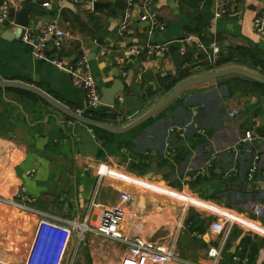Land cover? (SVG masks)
I'll use <instances>...</instances> for the list:
<instances>
[{
    "label": "crops",
    "instance_id": "0c3cea01",
    "mask_svg": "<svg viewBox=\"0 0 264 264\" xmlns=\"http://www.w3.org/2000/svg\"><path fill=\"white\" fill-rule=\"evenodd\" d=\"M9 1L10 23L0 26V73L39 88L72 111L83 109L85 97L71 75L51 61L34 60L14 39V14L21 4ZM146 1L133 0L129 27L122 34L128 0H99L106 7L97 10L89 2L57 1L42 12L31 11L23 30L40 36L54 23L68 33L59 51L50 50V60L66 65L88 59L95 49L90 67L98 88L116 82L122 89L114 107L98 114L118 129L190 80L229 68L264 78V33L253 29L255 18L264 13V0H239L220 19L214 16L216 0H149V9L165 25L164 32L153 35L149 24L140 21ZM186 36L196 39L186 43ZM147 42L168 44L169 53L146 59L130 52ZM176 52L180 60L190 54L178 70ZM260 85L240 75L193 85L119 135L96 133L32 92L0 89V264H24L44 216L96 228L103 212L111 210L119 213L116 229L123 238H139L170 252L174 259L168 264H212L208 252L213 248L221 251L216 264H264ZM233 111L238 115L231 118ZM246 132L254 138L250 144L241 143ZM122 194L130 201H122ZM258 207L263 209L259 216L254 213ZM73 242L66 255L74 253L72 264H122L128 256L126 246L105 235L87 232L78 247ZM99 242L109 245L89 247Z\"/></svg>",
    "mask_w": 264,
    "mask_h": 264
},
{
    "label": "built area",
    "instance_id": "2783aa9c",
    "mask_svg": "<svg viewBox=\"0 0 264 264\" xmlns=\"http://www.w3.org/2000/svg\"><path fill=\"white\" fill-rule=\"evenodd\" d=\"M68 5H80L85 2L95 4L99 0H43L42 6L49 7L55 2ZM239 0H216L214 6V16L220 19L231 8L238 5ZM133 0H128V13L121 24L119 33L122 34L129 27V9L132 7ZM149 0L143 6V14L140 21L149 24V35L156 32L162 33L165 30V25L159 20L157 13L149 9ZM12 5L9 0H0V26L10 23ZM253 29L257 34L264 33V13L258 15L253 23ZM54 40L52 41V38ZM70 38V35L60 29L56 24L50 23L42 30L40 36L32 31L23 30L20 35V43L26 46L31 52V56L35 59L43 61H51L55 67L65 70L71 75L73 86L82 92L85 97V106L76 113L91 117L93 112L100 110L102 107L100 99L101 94L96 83L94 74L92 73L90 62L86 57L78 60L74 65H66L61 61L50 60V50L59 51L64 42ZM196 39L193 36H186L184 42L190 43ZM52 42V48L49 47ZM199 43V42H198ZM199 47L202 45L198 44ZM212 52L218 54V48L214 45L210 46ZM170 47L164 43L147 42L142 45L134 46L130 52L135 56H144L146 59H151L159 54H168ZM181 54H184L182 51ZM210 60V64L214 66V61ZM238 115V111L230 113L233 118ZM254 140L250 132H246L241 139L242 144H250ZM256 172V167L251 170L248 179L251 180ZM121 199L124 202L130 201V196L122 194ZM94 207L96 205H93ZM263 212L261 207L254 210L255 215L259 216ZM120 220L119 213L111 210L105 211L102 214L101 222L98 227L91 228L86 222H69L53 220L44 216L37 224L32 243L24 264H72L74 253L71 257L66 258L67 252L74 239L77 240L76 247L83 241L84 235L87 232L94 234L105 235L112 239L120 241L128 249V256L122 264H168L173 261V256L170 252H162L158 248L152 247L148 243L139 238L125 239L117 232L116 225ZM221 256V251L211 249L208 252V257L212 259V264H216ZM239 261V260H238ZM237 261V262H238ZM241 264H245L242 262Z\"/></svg>",
    "mask_w": 264,
    "mask_h": 264
},
{
    "label": "water",
    "instance_id": "95a60500",
    "mask_svg": "<svg viewBox=\"0 0 264 264\" xmlns=\"http://www.w3.org/2000/svg\"><path fill=\"white\" fill-rule=\"evenodd\" d=\"M20 4H21V10H19L18 12H16L14 14L15 25L18 26L17 30L15 31V38H14L17 42H20L19 39H20V35L23 32V29L27 28L29 25V14H30V12L33 10L42 12L45 8L43 6H39V5L30 3L29 1H21L20 0ZM105 7H106L105 4L95 3L93 5L94 10L105 8ZM5 40H8V39L5 38ZM18 44L20 45V43H18ZM94 53H95V49L92 48L91 54L88 57L89 62L93 61ZM33 59L39 60V59H35V58H33ZM189 61H190V54H187L183 60H180L179 54L177 52L174 53L173 64H174L175 69L178 70L180 66H182L185 63H188ZM227 75H240V76H244L246 78H249L253 81L259 82L261 84H264V78L263 77H260L256 74L252 73V72H249V71H246L243 69H239V68H229V69H225V70H222L219 72H214V73L208 74L204 77H201L198 79H193V80H190V81L185 82L184 84L180 85L163 102H161L160 104L155 106L145 116H143L142 118H140L139 120H137L133 124H131L127 127H124V128H120V129L113 128V127L108 126L104 123L93 120L89 117L77 114L75 111H72V110L66 108L65 106L60 104L58 101L53 99L51 96H49L48 94H46L45 92H43L39 88L25 84V83H22V82L13 81L11 79H8L6 75H2L1 73H0V76H1L2 80H0V89L4 90L5 88H18V89H22V90H25L28 92H32L33 94H35L36 96H39L41 99H43L44 101L49 103L51 106H53L58 111H60L65 116H67L68 118H70L71 120H73L75 122H79V123L84 124L86 126H89L91 128L102 130V131L107 132V133L119 135V134L127 133L130 130L141 125L143 122H145L147 119H149L155 113H157L160 109H162L163 107L167 106L169 103L174 101L187 88H189L193 85H196V84H201V83L207 82L209 80L224 77ZM113 84L114 85L111 88H103L99 85V90L101 93L100 102H101L102 107L100 108V110L93 112V114L102 113V112L106 111V109L114 107L115 99H116L118 93H120L122 91V89H121V87L118 86V83L114 82Z\"/></svg>",
    "mask_w": 264,
    "mask_h": 264
},
{
    "label": "trees",
    "instance_id": "16d2710c",
    "mask_svg": "<svg viewBox=\"0 0 264 264\" xmlns=\"http://www.w3.org/2000/svg\"><path fill=\"white\" fill-rule=\"evenodd\" d=\"M263 68V70H264V66L262 67ZM262 85V84H261ZM260 85V86H261ZM264 86V84L262 85V87ZM91 119H93V120H96V121H99V122H101V123H103V121L105 120V118L104 117H102L101 115H97V114H93L92 116H91ZM95 132L96 133H103V131H101V130H98V129H95ZM105 134H106V132H105Z\"/></svg>",
    "mask_w": 264,
    "mask_h": 264
},
{
    "label": "rangeland",
    "instance_id": "374dc122",
    "mask_svg": "<svg viewBox=\"0 0 264 264\" xmlns=\"http://www.w3.org/2000/svg\"><path fill=\"white\" fill-rule=\"evenodd\" d=\"M76 240L74 239L73 244H75ZM109 244L106 243V246H103V243L99 242V244H97V246H93L92 244L89 246L90 248H103V247H107ZM80 250V249H79ZM74 263L76 262V258L73 259Z\"/></svg>",
    "mask_w": 264,
    "mask_h": 264
},
{
    "label": "bare ground",
    "instance_id": "6f19581e",
    "mask_svg": "<svg viewBox=\"0 0 264 264\" xmlns=\"http://www.w3.org/2000/svg\"><path fill=\"white\" fill-rule=\"evenodd\" d=\"M22 256V255H21ZM19 258H21V257H19Z\"/></svg>",
    "mask_w": 264,
    "mask_h": 264
}]
</instances>
